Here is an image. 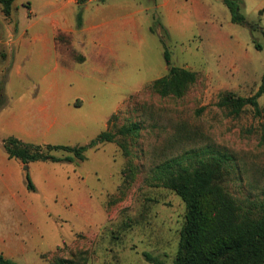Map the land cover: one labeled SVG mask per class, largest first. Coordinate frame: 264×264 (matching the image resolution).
Instances as JSON below:
<instances>
[{
    "label": "rangeland",
    "instance_id": "rangeland-1",
    "mask_svg": "<svg viewBox=\"0 0 264 264\" xmlns=\"http://www.w3.org/2000/svg\"><path fill=\"white\" fill-rule=\"evenodd\" d=\"M45 1L53 0H16L10 17L0 11V108L11 102L22 111L41 102L53 83L49 75L57 113L51 144L86 145L106 130L117 138L89 148L84 160L47 163L58 168L56 181L65 188L55 196L34 194L37 240L18 264H157L145 252L174 264L186 205L166 187L165 175L213 156L226 159L225 189L243 205L261 206L264 93L259 112L247 105L233 114L219 103L227 92L251 96L263 82L264 0H237L246 23L234 22L223 0H110L144 11L118 29L106 58L94 31L73 40L60 34L49 51L43 40L16 42L23 31L52 36L55 17ZM165 1L171 16L160 6ZM165 48L173 65L196 73L195 81L180 90L154 85L169 72ZM36 94L42 98L34 102ZM132 123L138 134H122ZM8 221L20 230L14 218Z\"/></svg>",
    "mask_w": 264,
    "mask_h": 264
},
{
    "label": "trees",
    "instance_id": "trees-1",
    "mask_svg": "<svg viewBox=\"0 0 264 264\" xmlns=\"http://www.w3.org/2000/svg\"><path fill=\"white\" fill-rule=\"evenodd\" d=\"M15 1L0 0V11L6 17L11 16ZM85 1L78 0L80 4ZM223 1L230 8L234 22L246 23L237 0ZM77 21L78 26H81L82 11L78 14ZM255 46L263 49L260 42L255 41ZM3 56L5 57V54ZM164 57L169 72L154 81L156 87L160 86L162 90L167 88L180 90L188 82L195 81V72L172 64L171 54L167 48ZM263 93L264 76L255 94L235 96L232 92H227L222 95L219 105L230 108L233 114H239L247 105L253 106L259 112V98ZM139 130L140 126L132 123L128 127L124 126L121 133L138 134ZM116 138V133L106 130L86 145H41L23 141L15 136L5 138L3 143L9 157L29 164L33 161L71 162L75 158L84 160L89 148L99 147L106 141L114 142ZM53 151H66L71 155L61 157L55 155ZM225 163L224 157L213 156L201 159L196 164H180L176 170H171L165 175L166 187L174 190L186 205L185 223L181 229L174 264H264V202L259 208H255L258 205L254 207L243 205L234 194L226 190L223 184ZM27 182L29 189L35 190L28 172ZM144 255L148 261L160 264L148 252ZM0 264L18 262L0 254Z\"/></svg>",
    "mask_w": 264,
    "mask_h": 264
},
{
    "label": "crops",
    "instance_id": "crops-1",
    "mask_svg": "<svg viewBox=\"0 0 264 264\" xmlns=\"http://www.w3.org/2000/svg\"><path fill=\"white\" fill-rule=\"evenodd\" d=\"M170 4V1L160 4L165 10L166 16L172 15L173 9ZM45 5L52 6L50 14L55 17L50 23L55 28L52 36L40 31L34 32L30 36L28 31H23L18 34L16 42L24 41L26 37H31V40L34 41L43 40L45 44L42 47L49 51L51 39L54 42L53 47L55 49L58 47L56 40L60 34H68V37H72L73 40L75 33L94 31L99 56L102 58L108 57V54L113 51L111 38L118 29L130 25L131 18L140 11H144L143 7L136 9L133 5L123 6L110 0H86L82 4L78 0H53L45 1ZM76 5L80 8L83 6L81 8L83 10L81 26H78ZM9 36L14 37L16 34L9 30ZM47 51L44 52L41 60L47 57L49 54ZM47 77L55 83L54 78H50L49 75ZM53 83L49 85V89L43 92V98L40 96L41 94L33 96L34 102L37 98H42V101L30 109L20 111L14 108L11 102H7L4 107L0 108V145L3 148V140L9 136H15L34 144H38L39 142L36 140L41 138L42 142L39 144H51V138L54 137L52 130L56 126L55 119H57L56 101L54 100L56 92H52L55 87ZM48 162L50 161H33L28 164L35 185V190H30L27 182L26 164L19 159L9 157L6 150L5 152L0 150V254L5 257L14 260L22 258L28 248V243L31 244L37 240L34 229L35 218L32 212L37 210L39 204L36 202L34 194L55 196L65 188L64 183L59 184L56 181L58 168L50 166L47 164ZM28 194L31 198L29 203L25 202V196ZM44 211L49 212L50 209L45 208ZM25 212L30 220L27 223L22 221L26 215ZM10 217L15 219L20 230L13 231L8 221Z\"/></svg>",
    "mask_w": 264,
    "mask_h": 264
},
{
    "label": "water",
    "instance_id": "water-1",
    "mask_svg": "<svg viewBox=\"0 0 264 264\" xmlns=\"http://www.w3.org/2000/svg\"><path fill=\"white\" fill-rule=\"evenodd\" d=\"M82 7H83V6H81V8H82ZM25 168H28V165H26Z\"/></svg>",
    "mask_w": 264,
    "mask_h": 264
}]
</instances>
